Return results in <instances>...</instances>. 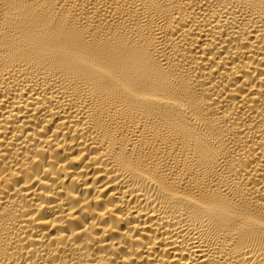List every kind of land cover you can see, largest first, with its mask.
<instances>
[{
    "label": "bare ground",
    "instance_id": "1",
    "mask_svg": "<svg viewBox=\"0 0 264 264\" xmlns=\"http://www.w3.org/2000/svg\"><path fill=\"white\" fill-rule=\"evenodd\" d=\"M262 211L264 0H0V264H264Z\"/></svg>",
    "mask_w": 264,
    "mask_h": 264
},
{
    "label": "snow or ice",
    "instance_id": "2",
    "mask_svg": "<svg viewBox=\"0 0 264 264\" xmlns=\"http://www.w3.org/2000/svg\"><path fill=\"white\" fill-rule=\"evenodd\" d=\"M62 47L60 49V52L62 55L66 56L68 59L73 60H82V62L87 63L88 60H92L94 62H97L102 65L100 68V71L103 72V66H106V62L100 59L101 54L99 53H90L81 50L78 48L74 42L69 41L67 43H64L61 41ZM127 72L129 74H135L137 69L133 66L131 59L127 57H122L117 62V65L115 68H111L108 73L105 74V79H108L110 75H119L121 72ZM119 119H122L125 121V125L127 126V120L128 115L126 113H120ZM133 125L136 129V134L143 139L144 137L150 136V131L147 126L143 122L140 124H136L135 119L132 121ZM260 227L264 228V211L260 213Z\"/></svg>",
    "mask_w": 264,
    "mask_h": 264
}]
</instances>
